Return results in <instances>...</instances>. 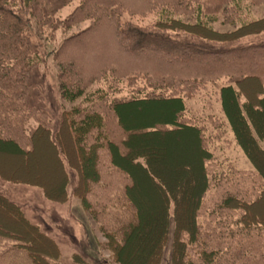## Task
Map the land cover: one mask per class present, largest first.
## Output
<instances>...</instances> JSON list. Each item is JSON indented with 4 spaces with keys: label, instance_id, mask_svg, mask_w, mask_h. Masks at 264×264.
<instances>
[{
    "label": "trees",
    "instance_id": "16d2710c",
    "mask_svg": "<svg viewBox=\"0 0 264 264\" xmlns=\"http://www.w3.org/2000/svg\"><path fill=\"white\" fill-rule=\"evenodd\" d=\"M64 1L0 0V145L7 146L12 154L30 158L35 142L40 140L49 145L51 156L60 167L57 189L53 191L44 184L14 180L1 172L0 180L36 187L44 199L53 202L77 198L99 233V251L107 256L104 262H95L75 252L71 264H162L170 221L173 232L168 264H264V218L254 212L264 194V172L254 160L258 158L264 167V149L260 144L264 139V44L212 46L235 44L234 39L261 33L264 17L245 21L235 38L222 39L218 36L225 37L224 34L214 30L211 23L223 14L227 23L243 22V6L248 0H81L82 10L70 15L68 21H83L90 15V28L67 38L55 53L68 72L65 75L75 82L62 87V97L82 94L88 85L105 79V71L113 65L130 74L143 72L140 75L144 84H134L131 78L137 76L129 74L131 84H108L87 90L80 106L59 112L52 131L33 113L39 108L29 103L33 91L29 81L38 56L33 57L34 46L26 29L32 23L37 30L54 28L58 20L51 17V12ZM167 6L172 13L169 19L163 16L149 26L135 25L120 14L126 10L132 15L148 14L164 8L163 14L168 15ZM93 32L98 38H105V43L114 45V54L107 58L102 55L103 58L88 53L81 68V52L76 45L89 42ZM218 80L226 81L218 87L225 119L188 115L184 99L192 98L199 88ZM250 80L256 83L252 86ZM242 86L257 87L252 91V100ZM127 88L125 95L118 96ZM112 92L115 96L110 97ZM165 104L170 122H155L143 128L124 124L119 112L121 107ZM30 118L36 125L24 128ZM254 119L262 123L263 129ZM225 126L250 160L252 170L238 169L210 150L212 144L227 141ZM184 130L192 132L198 144L201 182L198 175L191 176L190 183L198 180V185L186 190L187 199L182 204L180 193L172 194L151 168L149 151L157 144L148 142L142 152L139 142L140 137L154 138L157 134ZM133 170L140 174L142 182L149 179L162 192L163 232L158 222L159 202L154 208L156 222L149 231L142 232L139 207L144 201L140 193L135 195ZM71 175L75 182L68 193ZM0 208V229L5 231L0 232V264H12L10 257L15 264H21V260L23 264H57V243L39 225L32 224L20 205L0 192ZM10 216L21 228L10 224ZM157 228L158 236L153 234L151 238L150 232ZM141 238L143 245L146 242V246L154 248L151 259L143 262L132 256ZM20 253L23 256L19 257ZM25 256L29 263L24 261Z\"/></svg>",
    "mask_w": 264,
    "mask_h": 264
},
{
    "label": "rangeland",
    "instance_id": "374dc122",
    "mask_svg": "<svg viewBox=\"0 0 264 264\" xmlns=\"http://www.w3.org/2000/svg\"><path fill=\"white\" fill-rule=\"evenodd\" d=\"M81 2V0H66L63 3H60L56 10L51 12L54 13L51 15V17H57L56 19L58 20L52 29L43 28L41 30H37L34 23L29 24V28L26 29V31H29L28 33H30V40L32 42L31 44L34 46L33 57L37 58L38 56V59H36V68L32 72V76L30 77L29 81L33 87V91L30 94L31 96L29 98V103L36 106L35 108H39L33 113L38 116V121L49 125L52 128V131L57 124V119H59V112L64 109L69 110L75 106H80V102L83 100L84 94L88 92L87 90L94 91L96 87H104L108 84L111 86H115V84H131V79L135 81L134 84H144L143 80L141 79L142 76L140 75L143 72L134 71L131 74H134L137 77L131 78L130 72L128 73L122 68L113 65L107 68V72L105 71V73L108 74L105 79H100L97 84L90 86L88 85L87 90L81 92L82 94H71L70 97L66 93L70 98L62 97V87H70L75 84V82L73 81L74 79L69 80L68 76L65 75L68 72H66L62 65L59 64L60 61H58V56H56L55 53L57 50H59L60 46L64 44V41L67 38L76 34L78 35L80 32H83V30L90 28L89 26L92 23L90 15L87 16V19L83 21H75V19L73 22L68 21L71 17L70 15L75 13L77 10H82L80 7ZM243 7L245 9L243 14H246V16H243V22L229 21L227 23L222 19V17H224L223 14L217 16L218 19H215V22L211 23L214 30L219 31V34L221 33L225 36H218L219 38H235V35L238 34L237 32L240 29H242L241 26L245 23V21L264 17V0L260 2L248 0L244 2ZM168 9H170V6H167L166 11ZM164 10L165 9L163 8L162 11H152L148 14L139 12L134 15H132L133 13L130 12V10H126L120 14L122 19L131 21L135 25L138 24L141 26H149L153 24L156 19L163 16L164 18L169 19V16H171L172 13H170L168 10L167 12L169 14L166 15L167 13H165L164 15ZM228 17V20H231V17ZM90 37L92 39L89 42L76 45L77 50L79 49V52H81L78 53L80 55V64L82 65L81 68H83L85 64L84 62V64L81 62H86L88 53L91 54L92 52L94 56L96 55L97 57L100 55L103 57L102 55H105L106 58L114 54V51H112L114 50V45L105 43V41H103L105 38H98L96 34L94 35V32L90 35ZM181 38L194 39L191 36H183ZM194 40L197 41L198 39ZM198 41L203 43L201 40ZM232 42L235 44L230 43V45L229 43H223V45L212 44V46L214 48H224L226 46H241L247 43L264 44V31L255 35L248 34L247 36L239 38L238 40L234 39ZM262 73H264V66L262 67ZM254 82L255 80H250L249 83L253 86ZM225 83L226 81L224 80H218L213 84L211 82L209 84L207 83L203 88H199L195 96L192 98H185L183 102H185V106L187 108L186 113L188 115H196L200 117V119H204L208 115H214L218 118L225 119L224 114H222L223 112L221 110V102L219 101L220 99L218 96V87ZM242 87L248 94L249 100H252L254 97L252 91L256 90L257 87L254 86L253 89H248L245 86ZM126 91H129V88L120 92L121 94L118 93V96L125 95L127 93ZM113 96H115V94L112 92L110 97ZM119 109L123 123L127 124V122H129L137 128H143V126L146 125H153L155 122H170L171 120V117L169 116V108L166 106V104L162 107L148 105L143 106V108H133L128 106L121 107ZM41 111L46 114H42ZM255 120L256 119H254V122L257 123L256 125L259 126L260 129H263L262 123ZM35 122L36 121H34L33 118H30V120L27 121V124H25L24 128L33 127L36 125ZM225 127L227 131L225 140L227 141H220L218 143L212 144L210 150L220 160H228L238 169L252 170L253 165H251L250 160L246 157V155L241 152L242 150L240 146L237 144L235 139H233L234 137L230 131V128L228 126ZM39 141L37 140L35 142L36 144L34 146V153L30 156V158L29 156L25 158L23 155L18 156L16 154H12L7 146L0 145V172L3 174V176L14 180L44 184V186H48L49 188L51 187L49 190L53 191L57 189L56 178H58V173L60 174V167L58 163H56L55 159L51 156L49 150L50 147H48L49 145L45 142L43 143ZM148 142H152L154 145L157 144V147L154 146V148L149 151L152 166L151 168H153V171L163 179L162 181H164V183L169 187V190L172 192V194L175 195L177 191L180 193L179 202L184 204V200L187 199L186 190L193 187L196 188L198 185V180L196 179L195 183H190L191 176L198 175L199 180L201 178L200 167H198V144L195 141L194 134L184 130L168 135L157 134L154 136V138L140 137L139 143H142V147L140 148L142 152H145V148L147 149L146 145L149 144ZM260 144L264 149V139H261ZM254 160L259 169L264 172V167L261 164L262 162L258 158H254ZM226 162L227 161H225V163ZM196 172L198 174H195ZM132 173L136 186L135 195L140 193L139 195L144 201L143 203H140L139 207L141 209L140 221L142 223L141 226H143L142 232L146 231L147 229L149 231V227L156 222V218L154 216V210L156 209L154 208H156L155 206L158 202L161 207V217L158 219V222H161V232H163L165 202L162 197V192H159L158 188L152 182H150L149 179H146L144 182H142L143 180L141 179L140 174L135 172V170H133ZM71 176L72 181L70 184H68V193H71L73 183L75 182L74 176ZM0 192L5 194V196H8L10 200H13L18 205H20L26 217L32 222V224L36 223L39 225L40 229L50 235V237H52L57 243L60 255L59 258L55 260V263L71 264L70 260L72 254L75 252L85 255L87 258L95 260V262H104L106 259L107 254L104 251L98 252L95 249L96 246L94 236H92V229L89 226V223H87L88 214L86 211V214L82 213L84 211L77 198L71 196L68 202H53L44 199V197L40 194L39 189L36 187L22 184H11L2 180H0ZM254 212L257 213L258 216H263L264 218V194L262 200L258 205L255 206ZM83 217H86L84 229L81 225L76 223L75 220H80V218ZM9 218L12 219L10 224H12L13 227L17 229L21 228V226H19V224L14 221V218L11 216ZM71 221H75V226L70 224ZM65 222H68L67 225ZM147 222H150V224L146 226L145 223ZM159 228L154 230L153 233L150 232L151 238H154L153 234H155L156 237L158 236ZM0 232L5 234L4 229H0ZM172 232L173 222L170 221L168 232L169 239L167 244H165L166 247L164 250L162 264H168L169 262L168 257L172 241ZM96 233V236L99 237L97 229L94 234ZM136 245L138 249L133 252L131 251L134 258L137 260L140 258L142 260L141 262L151 259L153 255L152 252L154 250L152 246H146V242L143 245L142 238ZM21 256H23L22 253L19 254V257ZM19 259L21 260V258ZM127 259L124 260L127 261ZM9 261V263L15 264V261L14 263L12 262L11 257ZM21 261V264H23V260ZM24 261L29 263L26 256L24 257ZM127 262L129 263V261ZM130 264H132V262H130Z\"/></svg>",
    "mask_w": 264,
    "mask_h": 264
},
{
    "label": "crops",
    "instance_id": "0c3cea01",
    "mask_svg": "<svg viewBox=\"0 0 264 264\" xmlns=\"http://www.w3.org/2000/svg\"><path fill=\"white\" fill-rule=\"evenodd\" d=\"M84 212H82V213H85V210H83ZM86 214V213H85ZM81 217V216H80ZM86 217H83V218H80V220H77V219H75L76 220V223H78L79 225H81L82 226V228L84 229V224H85V222H86V219H85ZM91 219L88 217V215H87V223H89V226L91 227V229H92V233H93V235L92 236H94V241H95V246H96V250L98 251V252H100L99 251V248H98V246H97V240H98V236H96L97 235V233L96 234H94L95 233V231H96V226L94 225V223H91L92 222V220L90 221ZM75 221H71V223L70 224H72V225H74L75 226V224L76 223H74ZM68 223V222H67ZM67 223L65 222V224L67 225ZM94 228H95V231H94ZM94 231V232H93Z\"/></svg>",
    "mask_w": 264,
    "mask_h": 264
}]
</instances>
